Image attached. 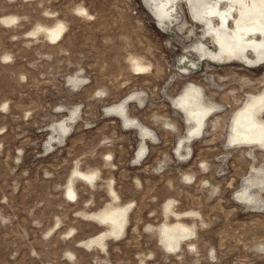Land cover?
Instances as JSON below:
<instances>
[{
	"label": "rangeland",
	"instance_id": "obj_1",
	"mask_svg": "<svg viewBox=\"0 0 264 264\" xmlns=\"http://www.w3.org/2000/svg\"><path fill=\"white\" fill-rule=\"evenodd\" d=\"M171 1L0 0V264H264V133L235 129L264 128V35L232 54L218 0Z\"/></svg>",
	"mask_w": 264,
	"mask_h": 264
},
{
	"label": "bare ground",
	"instance_id": "obj_2",
	"mask_svg": "<svg viewBox=\"0 0 264 264\" xmlns=\"http://www.w3.org/2000/svg\"><path fill=\"white\" fill-rule=\"evenodd\" d=\"M222 1L223 0H218L217 3L215 2L216 4L207 5L206 7H203L200 10L202 11L204 21L206 22L207 26L210 28V30L214 31L213 33L216 34L215 38H218V44L221 49H224L232 54L237 55L236 49H239L241 51L240 53H242L243 51H246V46L257 48V45H259L257 34L259 35V37L260 34L264 35V19L260 18L264 16V0H253L252 7H250L247 11L243 12V14H250L251 17H258L257 19H254L249 23H241L239 20H236V28H231L233 29L231 31V40H229L223 34L225 33L223 32V28L230 29L227 27V22L230 15H232L231 11L233 7L231 6L229 10L223 11L224 9L221 6H218ZM175 9H177V5L175 3H173L171 0H165V2H163L161 5L159 3H156L152 11L157 16L171 19L176 16L177 11ZM214 19H218L222 26H218L219 28L216 27V25L214 24ZM220 28H222V31H220ZM45 31L50 36L59 37L61 35L59 32L51 28H45ZM248 35H250L251 37L248 38ZM235 119L236 131L245 134L246 138H250V136H259L261 133H264V128L258 126L254 122L251 110L249 109L241 112L238 116L235 117ZM107 213V210L104 212V214L103 212L99 213L97 216L98 219L101 220V222H103L107 226H109V231H111V233L119 234L123 228V222H116L115 219L109 217ZM161 232L164 234L162 240L164 242L165 247H168L170 249H176V247L180 245L183 239L192 234V230L188 229L187 227H184L183 224L163 226L161 228ZM94 242H96L98 245L105 246L103 236L98 235L97 238H95Z\"/></svg>",
	"mask_w": 264,
	"mask_h": 264
}]
</instances>
